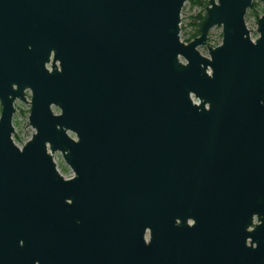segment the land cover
<instances>
[{"label":"water","instance_id":"obj_1","mask_svg":"<svg viewBox=\"0 0 264 264\" xmlns=\"http://www.w3.org/2000/svg\"><path fill=\"white\" fill-rule=\"evenodd\" d=\"M186 1L0 0V264H264V13Z\"/></svg>","mask_w":264,"mask_h":264},{"label":"rangeland","instance_id":"obj_2","mask_svg":"<svg viewBox=\"0 0 264 264\" xmlns=\"http://www.w3.org/2000/svg\"><path fill=\"white\" fill-rule=\"evenodd\" d=\"M208 0H187L182 7L180 13V33L179 37L183 43H188V39L194 34L195 24L198 16L205 14L204 8ZM264 13V8L258 0H254L251 8L246 11L244 16L245 26L249 31L251 40L257 37L256 24L259 17ZM222 35L221 28L214 27L210 30L207 39V46L214 48L221 43ZM192 40V39H191ZM190 40V41H191ZM198 51L201 55L208 57L206 47H199ZM29 99V93L26 94ZM15 113L12 118L14 134L12 140L17 147H21L27 140L30 139L33 130L27 126L29 106L27 104L16 102ZM73 136V135H71ZM53 160L56 164L58 172L64 177L69 178L72 175L70 169L64 164L60 153L56 152L53 155Z\"/></svg>","mask_w":264,"mask_h":264},{"label":"trees","instance_id":"obj_3","mask_svg":"<svg viewBox=\"0 0 264 264\" xmlns=\"http://www.w3.org/2000/svg\"><path fill=\"white\" fill-rule=\"evenodd\" d=\"M205 17V14L203 16H198L197 17V22L195 24V29H194V34L191 36L190 39H188L187 41H190L191 39L195 38L196 36H198V26H199V23L201 22V20H203Z\"/></svg>","mask_w":264,"mask_h":264},{"label":"flooded vegetation","instance_id":"obj_4","mask_svg":"<svg viewBox=\"0 0 264 264\" xmlns=\"http://www.w3.org/2000/svg\"><path fill=\"white\" fill-rule=\"evenodd\" d=\"M197 37V36H196ZM194 39V38H193ZM208 39V38H207ZM206 47V51H207V46H205ZM52 60V55H51V57H50V61ZM46 68H47V70L48 71H50V64H47L46 65ZM28 93V91H25V94H27ZM18 100H15L14 101V103H13V105H15V103L17 102ZM18 102H20V101H18ZM22 103V102H21ZM51 109L53 110V113H55V114H57L59 111H58V109L56 108V107H54V106H52L51 107ZM72 176V175H71ZM69 178H71V177H69ZM68 179V178H67Z\"/></svg>","mask_w":264,"mask_h":264}]
</instances>
